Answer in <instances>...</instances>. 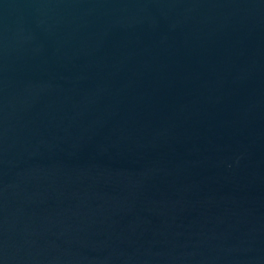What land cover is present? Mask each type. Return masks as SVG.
Masks as SVG:
<instances>
[{
    "label": "water",
    "instance_id": "obj_1",
    "mask_svg": "<svg viewBox=\"0 0 264 264\" xmlns=\"http://www.w3.org/2000/svg\"><path fill=\"white\" fill-rule=\"evenodd\" d=\"M0 264H264V0H0Z\"/></svg>",
    "mask_w": 264,
    "mask_h": 264
}]
</instances>
